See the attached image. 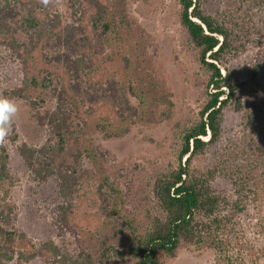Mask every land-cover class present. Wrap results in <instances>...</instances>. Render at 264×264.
Listing matches in <instances>:
<instances>
[{"label": "rangeland", "instance_id": "obj_1", "mask_svg": "<svg viewBox=\"0 0 264 264\" xmlns=\"http://www.w3.org/2000/svg\"><path fill=\"white\" fill-rule=\"evenodd\" d=\"M15 1L20 17L32 11L41 23L33 56L66 53L50 32L68 16H80L74 14L75 5L69 0H49L47 6L40 0ZM100 3L113 33L102 63L135 113L121 131L118 105L91 104L84 97L88 103L66 114L75 139L62 153H50L55 155L51 162L38 152L59 148L49 119L59 108L56 91L63 73L53 63L30 60L28 76L36 77L38 85L25 86L23 61L6 45L10 38H0V95L19 104L2 146L7 160L0 227L18 239L5 264H135L129 254L132 236L144 234L153 217L164 216L155 181L184 162L179 161L183 134L199 121L206 94L214 92L207 86L212 72L201 65L200 50L180 24L179 0ZM201 3L227 28L229 54L218 67L238 90L222 108L218 140L188 166L194 175L215 171L210 186L222 200L216 214L223 223L221 248L181 243L175 257L162 252L158 257L161 264H264V0ZM53 20L61 22L52 26ZM13 37L23 44L19 56L24 57L25 47L31 48L29 36L17 30ZM252 84L257 91L252 92ZM100 123L103 129H97ZM30 156L33 166L26 162ZM3 242L0 237V247Z\"/></svg>", "mask_w": 264, "mask_h": 264}, {"label": "trees", "instance_id": "obj_2", "mask_svg": "<svg viewBox=\"0 0 264 264\" xmlns=\"http://www.w3.org/2000/svg\"><path fill=\"white\" fill-rule=\"evenodd\" d=\"M1 1L4 5L0 6V38L8 36L10 40L6 42V45L12 49L17 58L23 61L25 86L37 87L38 85L36 77L30 79L28 76L30 60L37 64L53 63L63 73L58 82L60 88L56 91L59 108L49 119V123L53 125L54 134L58 138L59 148H42L38 156L41 154L44 158L42 155L46 154L48 157L44 160L51 162L55 155L50 156V153H62L66 144L75 139L66 114L87 101L91 104L118 105L115 109L120 119L118 129L125 130L122 125L132 118L131 115L135 113V110L119 94L122 87L117 85L110 69L102 63L105 44L110 43L113 33L107 21L106 8L102 6L100 0H69L76 7L74 14L79 12L80 16H68L62 22V27L50 32V35L54 34L55 44L66 46L68 54L57 52L56 55L44 58L33 56L34 47L41 36V34L37 35L41 32V23L32 15V11L28 12L27 17H20L15 0ZM201 2L202 0H179L180 24L191 42L200 50L201 65L208 67L212 72L207 86L214 92L206 94L207 102L199 113V121L183 134L179 161L185 158L184 162L179 164L176 171L161 175L155 181L154 195L164 216L153 217L144 234L135 233L132 236L129 254L135 264H161L158 254L162 252L173 258L181 243L197 247L206 245L208 248L213 247L217 250L221 248L219 232L223 229V223L216 214L222 200L210 186L215 171L207 170L204 175H194L189 172L188 166L195 155L201 154L204 149L218 140L222 108L238 93V90L227 82L226 76L221 74L218 67L222 65L223 55L229 54L227 28L207 15L202 9ZM60 22L61 20H53L52 26H58ZM17 30L26 33L30 38L31 48L25 47L24 57L19 56V49L23 48V44H18L13 37ZM43 38L44 34L41 39ZM47 38L51 39L50 36ZM33 68L36 69V66ZM254 76L255 74L252 75ZM42 80L48 81L46 77ZM48 83L52 84L51 81ZM225 88L228 90L227 94L224 91ZM258 88L257 84H252L251 90L255 92ZM128 90L133 95L132 87ZM84 97H87V101ZM234 100L235 108L239 109L240 99L236 97ZM96 127L103 129L104 125L100 123ZM206 137L208 140L203 141ZM6 156L4 149L0 146V183L6 177ZM26 162L28 166H33L32 156L26 157ZM61 178L64 190L67 187V180L64 176ZM0 237H4L0 247V264H5L12 259V247L18 239L14 233L5 231L1 227ZM81 262H75V264H87L86 260Z\"/></svg>", "mask_w": 264, "mask_h": 264}, {"label": "clouds", "instance_id": "obj_3", "mask_svg": "<svg viewBox=\"0 0 264 264\" xmlns=\"http://www.w3.org/2000/svg\"><path fill=\"white\" fill-rule=\"evenodd\" d=\"M40 2L45 6L49 4V0H40ZM18 113L19 104L16 99L0 95V146L6 144Z\"/></svg>", "mask_w": 264, "mask_h": 264}]
</instances>
